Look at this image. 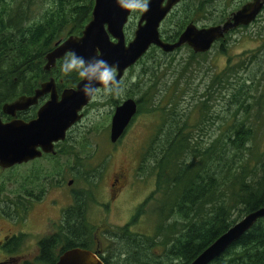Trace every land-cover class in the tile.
I'll return each instance as SVG.
<instances>
[{
    "label": "trees",
    "instance_id": "obj_1",
    "mask_svg": "<svg viewBox=\"0 0 264 264\" xmlns=\"http://www.w3.org/2000/svg\"><path fill=\"white\" fill-rule=\"evenodd\" d=\"M247 1L231 0V6L235 3L231 11ZM93 5L94 0H0V110L51 77L58 90L75 86L79 75L60 71L66 54L49 71L43 68L45 55L57 42L81 34ZM226 8L216 2L211 5V0H180L162 21L160 35L165 41H175L189 22L219 24L229 15ZM139 12L133 11L124 27L127 41ZM173 21L175 27L170 29ZM248 36L263 37L261 45L208 74L196 100L194 86L199 79L191 75V69L200 70L210 52L194 53L185 45L189 54L176 61L172 53L180 48L165 53L151 46L118 81L125 85V92L88 104L94 110L107 105L108 110L97 116L87 114L84 129L70 131L72 168L78 171L87 166V173L92 174L88 184L97 186L93 176L103 166H92L89 160L98 153L101 140L109 141L110 114L122 95L135 97L136 115L145 110L160 119L137 166L141 175L154 178V188L127 223L100 232L85 216L88 201H97L94 193L77 192L72 209L82 205V219L75 210L65 214L56 232L38 240L34 260L23 264H54L62 252L75 247L96 252L105 264H188L232 224L264 206V28L259 25ZM228 44L229 34L212 47L226 55ZM170 86L172 91L167 93ZM214 93L220 99L212 100ZM186 95L192 101L182 104ZM220 100L221 112L215 109ZM45 162L42 167L38 164L40 169H61L52 154ZM148 214L153 216L151 231L134 229L139 217ZM18 239L8 241L11 253L17 251ZM210 264H264V218Z\"/></svg>",
    "mask_w": 264,
    "mask_h": 264
},
{
    "label": "water",
    "instance_id": "obj_2",
    "mask_svg": "<svg viewBox=\"0 0 264 264\" xmlns=\"http://www.w3.org/2000/svg\"><path fill=\"white\" fill-rule=\"evenodd\" d=\"M180 0H149L148 10L141 12L133 36L125 39L124 27L131 10L122 7L118 0H94L91 18L80 35L69 36L57 42L45 55L44 70L55 66L56 60L69 51L83 57L103 59L115 66L116 80L123 78L125 71L149 50L159 47L170 53L188 46L194 53H204L222 39L230 30L253 22L264 7V0H250L233 11L222 23L199 26L189 22L175 41H165L160 35V25L167 14ZM125 3L128 0H124ZM86 81L79 80L75 86L64 88L58 96L56 84L51 77L42 82L31 96L21 95L2 106V113L13 117L2 121L0 117V166L11 168L22 162L53 152V144L63 139L66 130L83 116L82 110L90 102L81 89ZM103 88V85L95 84ZM49 94V99L37 111L35 119L25 122L17 119L16 113ZM137 100L123 99L113 109L109 123L108 139L117 142L137 113ZM264 218V206L252 210L232 224L214 239L188 264H210L218 259L255 222ZM54 264H105L96 252L79 247L62 252Z\"/></svg>",
    "mask_w": 264,
    "mask_h": 264
},
{
    "label": "rangeland",
    "instance_id": "obj_3",
    "mask_svg": "<svg viewBox=\"0 0 264 264\" xmlns=\"http://www.w3.org/2000/svg\"><path fill=\"white\" fill-rule=\"evenodd\" d=\"M225 2L226 0L224 1V3ZM227 2H229V0H227ZM132 13L133 10H131L130 15H132ZM140 13L141 11L135 16L138 17ZM260 15H262V17L259 16L258 18H261V21L259 20L253 28L258 27L259 25H262V27L264 28V10L260 13ZM202 23L203 25H201ZM174 24L175 22L173 21L168 27L172 29L175 27ZM196 24L200 26H206V22H197ZM253 28L232 32L229 37V44L227 46L226 55L219 53L216 50V47H211V49L209 50L210 53L208 54L207 60L205 61L206 63L203 64V67H201L200 70H196V68L191 69V75H196L199 79V82H196L194 86L198 90L197 93H195L194 100L197 99V94L203 89L204 81L208 74L221 71L231 60L236 61L241 54L245 53L244 55H247L248 51H254L261 45V39L263 37L252 39L248 36L250 30ZM246 35L248 36V38L242 37ZM172 54L176 61H182L187 57L189 52L185 47L182 46L177 52H174ZM127 74L128 73H126L125 71L124 76H126ZM261 84V88L264 91V78L262 79ZM121 88L122 92L126 91L125 85L121 86ZM171 91L172 86L168 88L167 93H171ZM123 96L124 95H122V97ZM166 97H168V95L165 96V98ZM185 97L186 100H182V104H185L187 100L192 101L190 95H186ZM217 97L218 96H216V94L214 93L212 100H215V98ZM98 99L103 100L104 98L101 96L97 97L95 100ZM222 102L220 100V102H218L217 104V107L215 108L219 112H221L224 107V104ZM147 108V106L144 107V109ZM104 110H108L107 105L95 108V110L92 109V107H88L87 114L89 117L97 116L99 115V113H103ZM159 121L160 119L158 115L143 110L135 116L129 127L120 138V141L116 144V146L112 147L113 149L111 148V143L109 141H100L98 153L94 158L89 160V163L92 166L104 165L101 173L97 175L96 178L98 182V188L88 184V180L83 179V176H87L89 178L88 174L90 173H87V166H84L82 168L83 171H81L80 173L74 168H70L71 176L70 178L67 177V179H73L70 188L68 187V184H63L60 188L52 190L44 199V202H41L40 205L53 203L57 198L61 202H72L71 191L91 190L94 193V197L97 201L95 203H90L88 201L87 214L90 216L92 222H94V224L97 226V232H100L101 230H108L117 226H122L127 223L130 220L131 216L134 214L136 207L148 196V194L154 188V178L150 174L141 175L140 172L137 171V166L141 156L142 148L149 142L150 137L154 134L155 127L157 126ZM121 160H125L128 162L129 168L131 172L133 170V173L127 175L125 179L119 180L117 184L112 187L110 185L111 172L115 169L117 163L121 162ZM63 164L64 166H69L67 162H64ZM16 178L17 171L15 169L9 171L0 169V181H3L5 179H10L11 181H13ZM3 188L4 191L0 192V200L2 201L5 199V194H9L10 190L15 189V187L11 182L10 184L2 185L0 190H2ZM111 192L117 194V198L115 200L113 198L110 199L109 193ZM10 195L11 197H13L12 193ZM89 200L94 201V198L89 196ZM36 205H39V203ZM47 215L49 216V218H47L48 223L46 221L47 219L38 221L36 220V218L31 217L33 222L32 224H30L29 230L32 234L28 233L29 236L25 238L24 245L22 246L20 254H15L16 257L12 258L9 264H23L24 260H34L36 256V244L34 238H36L37 236H42L39 234L49 233L53 229L52 224L58 222L60 219L58 217V211L55 206H53L47 212ZM152 221L153 216L151 214H148L146 216L142 215L141 217H139V222L134 226V229L141 232H150ZM19 224H21L20 221ZM6 226H10V224L7 223ZM6 226L2 221H0L1 233L3 227L5 228Z\"/></svg>",
    "mask_w": 264,
    "mask_h": 264
},
{
    "label": "flooded vegetation",
    "instance_id": "obj_4",
    "mask_svg": "<svg viewBox=\"0 0 264 264\" xmlns=\"http://www.w3.org/2000/svg\"><path fill=\"white\" fill-rule=\"evenodd\" d=\"M225 0H211V5L216 4L217 5H226V11L230 10L227 14H231L233 11H231V8L235 6V3L232 4V6L229 4V2L224 3ZM250 1V0H248ZM234 2V1H233ZM246 3V2H245ZM238 9V8H237ZM236 9V10H237ZM228 15V16H229ZM257 19V18H256ZM255 19V20H256ZM254 20V21H255ZM254 21L249 23L248 25L245 26H238L232 30H230L226 35L230 34L234 31H240L242 27H248L253 28L255 26ZM247 29V30H248ZM57 89V88H56ZM62 90L57 89L58 96L60 97ZM35 92V89H33L32 92L29 93H24L23 95L25 96H31ZM127 98V97H126ZM49 99V94H45L37 99V102L34 104H31L27 108L20 110L16 113V118L23 120L25 122L31 121L35 119L37 115V111L42 106L47 100ZM125 99V97H122L121 101ZM137 100V99H136ZM138 102V100H137ZM138 104V103H137ZM85 107L83 109V116L75 122L72 126H70L66 132L65 136L63 139H59L54 142L53 147L54 150L53 152L49 153H42L41 156L36 157L34 159H30L26 162H22L20 164H17L11 168L7 169H2L0 166V169L9 171L15 169L17 171V178L11 181L9 179V182L7 179L3 180L7 182L6 184H10L11 182L14 184L15 189L10 190V193L5 194V199L2 201L0 200V221L6 224H10V226H6L5 228L3 227L1 237H0V264H9L11 259L16 257V255L20 254V251L22 249V246L24 245L25 238L29 236V234H32L31 231L29 230L30 224H32V218H36V220H45L49 218L47 215V212L55 206V208L58 211V217L60 218L58 222L53 223L52 227L53 229L46 234H39L42 236H37L34 238L35 244H36V255L38 254L39 247L37 245V242L39 239H41L44 236H47L49 234H52L56 232V229L59 227L61 224L65 214L70 215L72 211H76L79 216H81V219L83 217V212H82V205L79 207H75L72 209L73 202H74V194L77 192H82V191H71L72 195V202H61L58 198L53 202V203H47V204H41V202H44V199L47 197V195L54 189L60 188L63 184H68V187L70 188L71 183L73 182V179H67V177L70 178L71 176V170L72 168V161H71V155H70V150L69 145H70V131L71 130H76L78 127L80 130L84 129L85 126V119H87V111ZM2 109V107H1ZM0 117L2 121H9L13 117L9 115H5L2 113V110H0ZM120 141V140H119ZM118 143H112L111 148L116 146ZM113 149V148H112ZM52 154L55 156L60 161L61 169L59 171H56L53 167L49 168L48 170L45 169H40L38 164L40 166H45L46 160L48 158V155ZM64 162H67L69 166H64ZM74 166V165H73ZM102 169L104 168V165H102ZM78 172L80 173L82 168L79 170L77 169ZM138 171V167H137ZM99 173H96L94 177V181H96V188H98V182L96 180L97 175ZM130 173H133V170L131 172L128 162L125 160H121V162H118L115 169L111 172V183L110 185L114 187L119 180H123L129 175ZM91 176L92 174H88ZM87 176H83L84 180H88ZM2 181H0V189L2 185H4ZM8 190V189H7ZM4 188L0 190V192H3ZM13 194V197H11L10 194ZM112 193V192H111ZM109 193L110 199L113 198L114 200L117 198L116 193ZM12 202H15L13 205ZM110 202V200H109ZM39 205H36L38 204ZM87 203V202H86ZM32 209V210H31ZM31 210V211H30ZM69 211V213H68ZM87 215V205L85 207V216ZM19 221L21 224H19ZM48 223V219L46 220ZM54 221V220H53ZM7 222V223H6ZM29 233V234H28ZM36 235V234H33ZM19 245L17 246V251L15 253H11L10 250L7 248V243L10 239L19 237ZM15 246H13L14 248ZM16 254V255H15ZM15 260V259H13ZM12 260V261H13ZM26 261V260H24Z\"/></svg>",
    "mask_w": 264,
    "mask_h": 264
},
{
    "label": "clouds",
    "instance_id": "obj_5",
    "mask_svg": "<svg viewBox=\"0 0 264 264\" xmlns=\"http://www.w3.org/2000/svg\"><path fill=\"white\" fill-rule=\"evenodd\" d=\"M122 7L133 11L146 12L149 0H118ZM60 71L64 75L75 71L81 80L86 81L81 91L86 97L95 100L97 97H108L120 95L122 92L121 83L116 80V67L108 65L103 59L93 58L85 61L83 57L77 56L74 52L66 53ZM95 84L103 85V88L96 87Z\"/></svg>",
    "mask_w": 264,
    "mask_h": 264
}]
</instances>
